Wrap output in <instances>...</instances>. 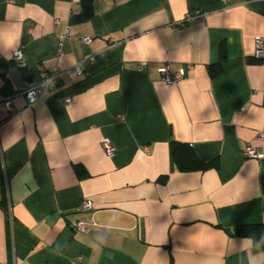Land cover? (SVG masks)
Here are the masks:
<instances>
[{
	"label": "crops",
	"instance_id": "1",
	"mask_svg": "<svg viewBox=\"0 0 264 264\" xmlns=\"http://www.w3.org/2000/svg\"><path fill=\"white\" fill-rule=\"evenodd\" d=\"M258 36L264 0H0V264H264V244L225 231L264 224ZM165 63L178 84H164ZM173 140L218 166L177 169ZM84 199L95 224L74 231Z\"/></svg>",
	"mask_w": 264,
	"mask_h": 264
},
{
	"label": "built area",
	"instance_id": "2",
	"mask_svg": "<svg viewBox=\"0 0 264 264\" xmlns=\"http://www.w3.org/2000/svg\"><path fill=\"white\" fill-rule=\"evenodd\" d=\"M198 16H201V14H197ZM62 40L63 37L60 38L58 42V48L57 51L61 52V46H62ZM89 37L88 36H83L81 37V41L83 42H89ZM264 53V39L261 37H256L254 40V50L252 55L255 58H261ZM12 59L19 65L23 66L25 65V58H24V53L21 48H15L11 52ZM95 59L94 55H90L79 62H77L75 65L71 67V72L72 74H80L82 72L81 70V64L86 65L91 62H93ZM144 66V63L141 62L137 65L138 70H142ZM191 67V66H189ZM158 73L162 77V80L166 86H172L175 84H178L183 78H184V73L182 72H172L170 70V67L167 63L162 65L158 69ZM59 78V70L57 67H54L51 71L43 73L38 80H34L28 89L25 91V96L26 100L29 103H32L40 93L42 89H46L49 85H54ZM61 101L64 104H68L72 101L71 96L69 95H61L59 96ZM0 99L2 97L0 96ZM5 107L7 108L8 111L11 109V105L8 99L5 100L4 102ZM257 137L259 139H264V126L258 131ZM101 147L104 151L105 154L107 155H112L114 152V146L112 144L111 139L108 136H102L101 137ZM145 150H147V146L144 147ZM243 155L246 157H252V158H257L261 159L263 157L262 153H260L256 148L252 146H245L243 149ZM93 209V204L91 201L84 199L82 202L75 208V218L69 221L70 227L74 231H82L86 232L89 230L90 226L95 224L93 221L89 222L85 218L79 216V214L85 212V211H91Z\"/></svg>",
	"mask_w": 264,
	"mask_h": 264
},
{
	"label": "trees",
	"instance_id": "3",
	"mask_svg": "<svg viewBox=\"0 0 264 264\" xmlns=\"http://www.w3.org/2000/svg\"><path fill=\"white\" fill-rule=\"evenodd\" d=\"M20 68L23 76L28 79L29 74L27 68L24 65ZM210 73L214 76L216 70L214 71L213 69H210ZM7 83L6 80L5 84ZM4 94L3 87H1L0 96H3ZM171 156L177 169L182 171L206 170L218 166V160L216 158L207 161L202 160L190 146L184 142L176 140H173L171 143ZM75 169L77 174L81 173L80 169L82 168H80V166L76 165ZM225 231L229 235L249 237L256 243L264 244V224H243Z\"/></svg>",
	"mask_w": 264,
	"mask_h": 264
}]
</instances>
